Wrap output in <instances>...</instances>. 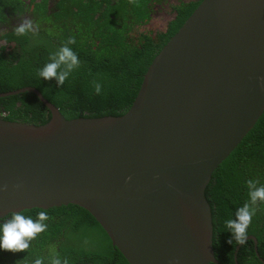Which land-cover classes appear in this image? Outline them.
Listing matches in <instances>:
<instances>
[{
	"label": "water",
	"instance_id": "water-1",
	"mask_svg": "<svg viewBox=\"0 0 264 264\" xmlns=\"http://www.w3.org/2000/svg\"><path fill=\"white\" fill-rule=\"evenodd\" d=\"M26 91L52 117L0 115V219L76 204L130 264H221L206 190L264 113V0H201L121 115L68 119L34 86L0 97Z\"/></svg>",
	"mask_w": 264,
	"mask_h": 264
},
{
	"label": "trees",
	"instance_id": "trees-1",
	"mask_svg": "<svg viewBox=\"0 0 264 264\" xmlns=\"http://www.w3.org/2000/svg\"><path fill=\"white\" fill-rule=\"evenodd\" d=\"M201 0H0V93L26 86L38 88L68 118L121 115L132 104L143 75L153 58L191 15ZM172 15L159 26L157 13ZM30 18L37 31L17 35L14 26ZM79 58L64 84L43 80L37 71L49 62L68 38ZM101 92L94 91V84ZM0 115L10 120L42 124L52 112L35 92L0 97ZM264 185V113L239 145L215 170L206 193L213 215V245L221 264H264V203L243 244L227 241L225 220L249 202L247 181ZM46 211L47 229L22 252L0 250V264H33L41 258L50 264L55 248L68 264H130L85 208L68 204L23 212L33 218ZM6 218L3 217L1 219ZM215 264V263H211Z\"/></svg>",
	"mask_w": 264,
	"mask_h": 264
},
{
	"label": "clouds",
	"instance_id": "clouds-1",
	"mask_svg": "<svg viewBox=\"0 0 264 264\" xmlns=\"http://www.w3.org/2000/svg\"><path fill=\"white\" fill-rule=\"evenodd\" d=\"M37 28L30 18H23L21 22L14 26V33L25 35L35 33ZM75 40L68 38L67 43L61 45L55 52L50 53L49 62L45 63L37 71V75L43 80H55L57 86L64 84L74 69L79 66L77 54L68 45L74 44ZM94 91L99 94L101 85L94 84ZM248 187L249 202L244 203L235 211V218L225 220V226L231 233L228 243L234 240L237 244H243L247 238V229L252 217L256 214L257 202L264 203V185H257L256 181L246 182ZM48 214L46 211H39L36 217L26 215L23 211L10 212L6 218L0 219V250L10 252H22L29 248L30 242L38 234L44 232L48 225ZM50 264H68V261L61 260L55 248L49 249ZM33 264H44L41 258H36Z\"/></svg>",
	"mask_w": 264,
	"mask_h": 264
},
{
	"label": "rangeland",
	"instance_id": "rangeland-1",
	"mask_svg": "<svg viewBox=\"0 0 264 264\" xmlns=\"http://www.w3.org/2000/svg\"><path fill=\"white\" fill-rule=\"evenodd\" d=\"M157 15H158V18L160 19L159 26L165 25L167 20L172 17V15L169 14L167 11H163V12L157 13Z\"/></svg>",
	"mask_w": 264,
	"mask_h": 264
}]
</instances>
